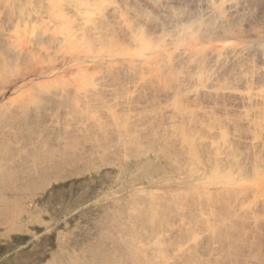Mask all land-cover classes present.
Returning <instances> with one entry per match:
<instances>
[{"label": "rangeland", "instance_id": "rangeland-1", "mask_svg": "<svg viewBox=\"0 0 264 264\" xmlns=\"http://www.w3.org/2000/svg\"><path fill=\"white\" fill-rule=\"evenodd\" d=\"M93 1L0 0V264H264V0Z\"/></svg>", "mask_w": 264, "mask_h": 264}, {"label": "bare ground", "instance_id": "bare-ground-1", "mask_svg": "<svg viewBox=\"0 0 264 264\" xmlns=\"http://www.w3.org/2000/svg\"><path fill=\"white\" fill-rule=\"evenodd\" d=\"M49 1V3L51 4V5H53V6H55V5H58V2L56 3L55 2V4H54V0H48ZM56 1V0H55ZM58 1V0H57ZM86 1H88V5H86V7H84V9H90V11H96V9H97V5L95 4V2L93 1V0H86ZM96 1H98V0H96ZM103 1V0H102ZM105 2H107L106 0H104ZM101 1H99V3H100ZM43 3V2H42ZM41 3V4H42ZM45 3V2H44ZM98 3V2H97ZM102 3V2H101ZM104 3V2H103ZM105 4V3H104ZM104 6H106V5H104ZM43 7V6H42ZM27 9H28V7H27ZM35 10V9H34ZM47 11H48V9H47ZM21 12V11H20ZM25 14H27L28 12H27V10L25 9L24 11H23ZM33 12V11H32ZM24 13H23V15H24ZM45 13V12H44ZM48 13H50V11H48ZM29 14V13H28ZM36 14V13H35ZM22 15V14H21ZM33 15V14H32ZM27 16V15H26ZM28 17V16H27ZM36 17V16H35ZM55 18H58V17H54V18H52V15H50V19L51 20H53V21H55L56 19ZM67 18V17H66ZM62 19V18H61ZM66 20H68V19H66ZM16 21H18L17 19H16ZM20 21V20H19ZM26 21V20H25ZM57 21V20H56ZM30 22H32L31 21V19H30ZM30 22L27 24V23H23L25 26H24V30H19V28L21 27V22H16L15 23V25L13 26V28L15 29V33L13 34L14 35V37H13V41L11 40V39H9L10 41H12V42H10L8 45H10V47H12V49H16V51H20V49H28V47H30V41H32V37H34V35H36V33H40V31H42V28L41 29H39L38 27H36V26H34L35 24H30ZM27 25H29V28H27ZM44 25V23L42 24V26ZM32 26V27H31ZM39 26V25H38ZM41 26V25H40ZM41 26V27H42ZM11 27V26H10ZM187 28H183V35L184 36H186V37H189V36H191L192 35V33H193V31H194V28L192 27V26H186ZM44 28V27H43ZM12 30V29H11ZM7 32L8 31H6V35H7ZM58 32L59 33H61V28L60 29H58ZM9 34V33H8ZM34 34V35H33ZM9 36V35H8ZM6 41H8V40H6ZM23 74L21 73V72H16L15 74H14V78L16 79V80H18V79H20V78H22L21 76H22ZM5 79H6V73L3 71V70H1L0 69V84H2L4 81H5ZM84 83H86V82H84ZM84 83L82 84L83 86H86V84L84 85ZM72 114V113H71ZM73 116L74 117H77L76 116V114H73ZM64 117V116H63ZM182 141V140H181ZM13 175H9V176H11V177H13V176H15L16 175V171H10ZM41 174V173H40ZM25 180V179H24ZM32 180L33 179H29V180H25L24 182V184H26V185H28V186H32V184H31V182H32ZM212 220V219H211ZM246 229V228H245ZM249 229V228H248ZM253 229V228H252ZM222 230V229H221ZM242 231V230H241ZM242 233V232H241ZM220 234V233H219ZM223 234V233H222ZM239 234V233H238ZM246 234V233H245ZM244 234V235H245ZM256 234V233H255ZM221 236V235H220ZM223 236V235H222ZM240 236V235H239ZM243 238V237H242ZM255 238V237H254ZM248 239H249V237H248ZM219 240V239H218ZM257 240V239H256ZM260 240V239H259ZM234 241V240H233ZM233 243V242H232ZM245 244V243H244ZM131 251V250H130ZM135 251H136V249H135ZM135 251L133 250L132 252L135 254V255H137L136 257H139L140 256V253L139 252H137V254L135 253ZM131 252V253H132ZM133 253H132V255H133ZM215 261V260H214ZM133 264V263H132ZM137 264H140L139 263V261H137Z\"/></svg>", "mask_w": 264, "mask_h": 264}]
</instances>
